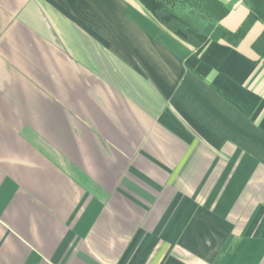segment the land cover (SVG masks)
Wrapping results in <instances>:
<instances>
[{"label":"crops","instance_id":"crops-1","mask_svg":"<svg viewBox=\"0 0 264 264\" xmlns=\"http://www.w3.org/2000/svg\"><path fill=\"white\" fill-rule=\"evenodd\" d=\"M219 1L193 47L138 0H0V264H264V0Z\"/></svg>","mask_w":264,"mask_h":264},{"label":"trees","instance_id":"trees-1","mask_svg":"<svg viewBox=\"0 0 264 264\" xmlns=\"http://www.w3.org/2000/svg\"><path fill=\"white\" fill-rule=\"evenodd\" d=\"M138 2L157 23L193 47L202 44L215 28L214 22L226 12L224 10L226 8H223L219 0H138ZM243 31V27L235 32L220 29L219 36L231 44H237Z\"/></svg>","mask_w":264,"mask_h":264}]
</instances>
